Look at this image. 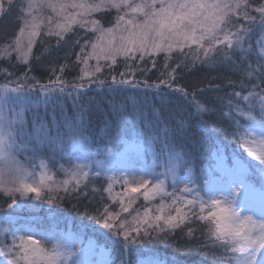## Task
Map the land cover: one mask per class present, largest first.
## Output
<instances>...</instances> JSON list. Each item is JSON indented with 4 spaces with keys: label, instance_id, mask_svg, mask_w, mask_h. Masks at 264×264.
Here are the masks:
<instances>
[{
    "label": "snow or ice",
    "instance_id": "6c2138e0",
    "mask_svg": "<svg viewBox=\"0 0 264 264\" xmlns=\"http://www.w3.org/2000/svg\"><path fill=\"white\" fill-rule=\"evenodd\" d=\"M14 6L13 0H7L5 8L0 0V18ZM37 8L51 9L62 17L54 25L52 18H47L48 34L59 38L57 44L78 24L82 28L91 26L90 30L98 33L97 40H106L107 46L92 43L91 54L83 60L77 56L86 66L77 78L80 83L70 84L57 76L46 85L38 81L28 85L29 78L25 75L23 80L17 78L0 85V195L10 200L6 206L0 204V220L9 225L0 227V264H116L112 250L97 245L92 237L85 241L86 228H92L93 232L103 229L101 234L120 244L124 253L143 245L150 236L167 238L186 228L184 235L190 241L195 240L197 247L210 250L214 264H264V88L251 83L259 80L264 84V0L258 4L254 0H40L39 4L35 0H21L19 10L23 19L19 34L0 50V55L16 53L18 60L28 63L34 38L45 26L44 19L33 15ZM112 9L117 16L111 27L104 28L100 21L91 19L94 13ZM257 22L261 38L254 47L251 37ZM88 43L85 41L81 53ZM192 45L202 52L204 62L216 63L214 58L222 54L224 63L243 67V79L249 81L251 90L247 94L233 92L231 95L237 102L228 101V107L246 121L241 124L235 120L231 133L243 152L234 150L228 154L219 144L205 147L201 143V163L197 169L191 159L185 158L183 150H177L175 142L178 136L190 135L186 122L177 121L172 127L160 120L155 109L153 122L135 105L132 127L113 131L107 137L103 153H92L87 147L90 121L85 110H78L73 117L61 115L59 119L53 111L50 122L38 112L33 113L29 130L25 113L31 111L30 95L37 85L45 97V105L64 93L75 92L79 97L86 87L85 80L88 84H104L95 77L101 72L100 59L115 63L116 55L134 59L139 53L143 60L145 55L169 53L173 48L182 51ZM253 54L255 61L249 58ZM90 58L97 60L93 71L87 70ZM195 59L200 60V56ZM64 68L61 65V73ZM243 79L242 90L248 88ZM112 81L133 88L140 86L139 82L123 78L113 77ZM13 83L16 86L10 87ZM144 83L146 87L158 88L160 84L171 87L168 80L154 85ZM176 90L187 95L183 88ZM123 111V106L113 104L117 127L127 122ZM197 112L211 116L213 109L197 101ZM198 123L209 138L217 131L215 127L209 129L203 119ZM110 124L105 122L106 129ZM113 144L121 145L122 150L114 152ZM18 153H31L25 157L35 161L31 168L18 159ZM146 153L152 154V165L144 164ZM101 155L103 158L99 159ZM161 157L165 161L159 165L163 171L157 172ZM61 160H67L68 166ZM50 165H58L66 178L57 181ZM96 177L105 178L107 186L102 191L113 204L118 202L119 211L110 210L106 204L103 211L78 212L82 220L92 224H81L75 231L53 229L47 219L51 215L56 220L51 208L45 217L38 215L39 206L34 201L63 207L65 197L73 193L87 196V191L81 189H87L89 181ZM115 185H120L122 191L114 192ZM92 191L101 189L93 187ZM140 197L146 202L143 212H136L131 219L121 218ZM157 198L159 204L147 206ZM120 264L126 262L121 259ZM148 264L162 262L154 259Z\"/></svg>",
    "mask_w": 264,
    "mask_h": 264
},
{
    "label": "trees",
    "instance_id": "16d2710c",
    "mask_svg": "<svg viewBox=\"0 0 264 264\" xmlns=\"http://www.w3.org/2000/svg\"><path fill=\"white\" fill-rule=\"evenodd\" d=\"M5 8H7V0H3ZM21 0H13L12 7L6 15L0 18V50L9 45L17 36L19 28L22 26V17L19 10ZM255 3H260V0H254ZM114 10H102L95 13L94 19L103 22V25L108 27L113 23L115 16ZM254 33L251 37V43L256 47V41L261 38L259 22L254 26ZM92 31L88 28H82L80 25H74L73 30L65 35L64 40L57 44L58 37L49 35L48 30L43 28L40 34L36 36L32 53L27 64L17 59L16 53H12L9 57L0 55V85L8 83L9 80H23L26 75L28 85L48 84L50 80H55L57 76L71 83H80L77 79L82 75V63L77 60V56L83 55L81 47L85 45V41L92 39ZM79 41V43H77ZM247 47V45H245ZM199 55L200 60H196L195 56ZM255 61L256 56L253 54L249 57ZM217 62H204L202 52L197 49L196 45L191 48L184 47L183 50H173L169 53L160 52L155 55H145L143 60L139 54L134 59H126L118 57L115 63L108 62L101 68V72L96 73L95 77L104 81L103 85L96 83L88 84L85 81L86 87L81 89L79 97L73 92L71 95L64 93L53 97L47 105H45V97L40 92L37 85L32 89L31 111L25 113L26 119L29 121V130H31V120L33 113L38 112L41 117L48 122L51 121L53 111L59 119L61 115L73 117L78 110H85L87 119L90 121L87 135L90 137L88 149L92 153L104 152L107 137L113 131H127L132 127L134 105L142 112L147 113L148 119L155 122L156 114L153 109L157 110L161 121L175 127L177 121H184L188 125V133L190 135L178 136L176 138L177 150H183L187 155L186 159H191L197 169L200 166V151L201 143L205 147L212 143L223 146L228 154L234 150L243 152V149H238L237 144L232 140L231 133L235 127L234 121L239 120L241 124L246 121L236 112L228 107V101L232 100L236 103L233 92H241L247 94L251 90V84L248 80L243 79V67H234L223 62L222 54H217L214 58ZM239 65V61H237ZM61 65H64V72H60ZM167 65V66H166ZM179 65V67L177 66ZM7 70L4 72L2 70ZM175 69V71H173ZM7 73H12L8 76ZM124 73V76H121ZM116 80L128 79L133 82H139V87H131L130 85L114 84L112 78ZM174 77V79H172ZM34 78V79H32ZM247 89L241 88V80ZM161 80H168L171 87L165 84H160ZM145 81L149 85L160 84L157 87H146ZM251 83L261 84L259 80H254ZM13 83L10 87H15ZM177 88L186 90L187 95L177 91ZM256 91H260L257 88ZM197 101L206 104V107L213 109V114L201 116L197 112ZM123 106V117L127 121L116 126V118L112 112V106ZM242 106L243 102H241ZM63 110V111H62ZM230 114V115H227ZM203 119L207 122L209 129L215 127L217 131L212 132L210 138L204 132L198 121ZM111 122L106 129L105 122ZM163 126V125H161ZM219 129H225L220 131ZM114 152L122 150L119 144L111 145ZM159 151V145L157 146ZM31 153H20L21 158L25 160L29 167H32L35 161H30L25 157ZM147 160H151V153L145 154ZM246 155V153H245ZM103 158V155L98 157ZM152 161V160H151ZM66 167L67 160H61ZM56 177H61L62 172L58 170V165H50ZM39 170V168H37ZM107 186V181L104 177H96L89 181L87 189L82 187L81 191H87L88 195L84 196L79 193H73L70 197H65L63 207L55 205L43 204L39 209L38 215L45 217L48 214V209H53L56 214V220L53 221L51 215H47V219L51 222L53 229L75 231L77 226L91 225L89 220H82L77 215L78 212H83L87 209L90 213L97 209L103 211L104 205L112 206L108 194L102 189ZM101 189L100 192H93L92 188ZM60 195H64L63 192ZM10 203L3 195H0V204ZM27 215V213H24ZM8 226L4 221L0 220V227ZM192 227H197L192 224ZM99 227V226H95ZM93 232L92 228L84 230V239L87 241L89 237L94 238L97 245L105 246L112 250L113 258L116 264H120L123 259L126 264H141L144 261L148 264L149 261L158 259L162 264H214L210 250L197 247L195 240L190 241L184 233L187 229L176 230L174 234H170L167 238H157L155 235L145 239L143 245L134 250H129L124 253L120 244L114 243L113 240L107 239L101 233ZM197 237L200 233L197 232ZM208 251L206 255L205 252Z\"/></svg>",
    "mask_w": 264,
    "mask_h": 264
},
{
    "label": "rangeland",
    "instance_id": "374dc122",
    "mask_svg": "<svg viewBox=\"0 0 264 264\" xmlns=\"http://www.w3.org/2000/svg\"><path fill=\"white\" fill-rule=\"evenodd\" d=\"M59 2H68V0H59ZM88 2H92V0H88ZM137 2H139V0H137ZM35 3H37V4H39L40 3V0H35ZM112 10H114V9H112ZM69 11H72L71 9H69ZM115 11V10H114ZM95 14V13H94ZM93 14V15H94ZM114 14H115V16H114V18H113V23L115 22V18H116V16H117V13H116V11L114 12ZM33 15H36V16H39L40 18H42V19H44V21H45V26L44 27H42L41 29H40V31L43 29V28H45V29H47L48 30V25H47V18L48 17H51L52 18V25H54L55 23H57V22H61L62 21V17H59V16H57L56 15V13H54V12H52L51 11V9H47V8H44V9H41V8H37L34 12H33ZM92 15V17H91V19H94V16ZM23 19V18H22ZM102 24V26L104 27V28H108V27H111L112 26V24L110 25V26H108V27H106V26H104L103 25V22H101ZM89 27V29H90V27L91 26H88ZM18 34H19V32H18ZM17 34V35H18ZM92 39L91 40H89L88 42V45H87V47H85L84 48V52H83V55H81V60H83V58L85 57V56H88L89 54H91L92 53V48H91V44L92 43H99L100 44V46L101 47H106L107 46V41L105 40V41H98L97 40V36H98V33H94V32H92ZM35 39H36V37L34 38V42H35ZM15 40V39H14ZM13 40V41H14ZM12 41V42H13ZM11 42V43H12ZM10 43V44H11ZM25 43H26V41H25ZM34 45V44H33ZM3 49V48H2ZM1 49V50H2ZM173 50H179L178 48H173ZM172 50V51H173ZM99 51V49H97V52ZM160 53V52H159ZM137 54H139V53H137ZM136 54V55H137ZM1 56H3V55H1ZM124 57L123 55H116V57H115V59H117L118 57ZM4 57H9V56H4ZM108 62H111V60H104V59H100L99 60V66L102 68L105 64H107ZM82 63V62H81ZM97 66V60L95 59V58H90V59H88V65H87V70L88 71H93L94 69H95V67ZM86 68V66L82 63V69H85ZM85 81H87V80H85ZM256 114L258 115V108H257V110H256ZM18 155V159L23 163V164H25L27 167H29L28 166V164H27V162L25 161V160H23V158H21V156H20V153H18L17 154ZM146 155H144V157H143V162H144V164H146V165H152L153 164V157H152V155L150 156L151 158V160H147L146 159V157H145ZM165 161H164V158L163 157H161V159L159 160V161H157V167H156V171L157 172H162L163 171V168L162 167H160L159 165L161 164V163H164ZM29 168H31V167H29ZM39 170H37V172H38ZM66 177L64 176V174L62 173V176L61 177H56L55 179L57 180V181H60V180H63V179H65ZM168 190L169 191H171L172 189H171V186H170V183H169V188H168ZM122 191V189H121V186L120 185H115L114 186V192H121ZM111 201V200H110ZM34 203H36L38 206H39V209L42 207V205L40 204V202L39 201H34ZM126 203H127V200H126ZM160 203V200H159V198H157L155 201H153L150 205H147V206H149V207H152V206H154V205H157V204H159ZM111 204H112V206H111V208H110V210H112V211H119L120 209H119V204H118V202L117 203H115V204H113L112 203V201H111ZM145 205H146V202L143 200V198L142 197H140L139 199H137V200H135V202L134 203H132V205H131V207L129 208V212L128 213H122L121 214V218H128V219H131V216H133V215H135L136 214V212H143V210H144V207H145ZM3 227H8V226H5V225H3ZM79 247V245H77V248Z\"/></svg>",
    "mask_w": 264,
    "mask_h": 264
}]
</instances>
